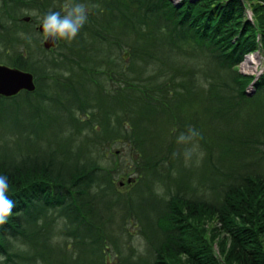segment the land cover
<instances>
[{"label": "trees", "instance_id": "obj_1", "mask_svg": "<svg viewBox=\"0 0 264 264\" xmlns=\"http://www.w3.org/2000/svg\"><path fill=\"white\" fill-rule=\"evenodd\" d=\"M64 2L0 0V63L36 82L0 96V174L16 203L0 264H106V238L119 243L130 214L148 256L117 264H264V0H78L87 23L46 50L32 12ZM256 51L254 80L238 64ZM25 119L36 125L20 131ZM56 119L63 134L42 139ZM189 128L198 135L177 143ZM115 144L128 163L102 157ZM136 192L155 201L150 215L130 207Z\"/></svg>", "mask_w": 264, "mask_h": 264}, {"label": "rangeland", "instance_id": "obj_2", "mask_svg": "<svg viewBox=\"0 0 264 264\" xmlns=\"http://www.w3.org/2000/svg\"><path fill=\"white\" fill-rule=\"evenodd\" d=\"M172 1L174 3L180 2V0H172ZM33 13H36L38 20H40V18L44 15V13H41L40 11H33L32 14ZM26 14H29V13H27L26 11ZM248 15L250 17L251 13L249 12ZM37 25H38L37 23L32 25L33 34L35 38H37V40L42 43V37L39 34L40 32L36 29ZM256 54H257V58L254 59L255 58L254 56ZM246 56L252 57V60L254 59V61H252L250 65L255 66L256 72L253 73L251 72V70L244 68L243 61L238 64V70L242 73H247V74L252 73L253 75H256V76L260 75L263 70V57L261 53H257L256 51V52L247 54ZM250 90L251 88L248 91ZM64 121L65 120L63 119H56L53 122L52 128L50 129V131L46 130V135L42 137V139H45L47 137L54 138L56 136L62 135L63 131L66 129V123ZM19 122L20 123L18 125L16 124V128H18L20 131H22L23 129H26V130L29 129L30 128L29 126L36 125L35 122L29 121V119H25ZM0 132H2V130H0ZM4 132L6 133V135H4L6 140L9 141V144H12L13 139H15L14 134L7 132V131H4ZM0 143H3V140L1 138H0ZM38 143L41 146H44L43 142L38 141ZM111 147H110L111 149L108 147L105 148V151L103 153L105 154V156H102V157H106L108 159L112 158L111 154L109 153V150H111L112 152L113 151L115 152L118 150V157L121 160L124 158L122 164L128 163L129 159L127 158V154L125 155V147H122L119 144L112 145ZM199 155L201 154L199 153ZM200 158L201 156L198 157L199 161H200ZM128 177H136V174L126 173L123 177L121 175H118V177L116 178V185L119 186L118 188L123 193L132 191L131 186L121 184V182L125 183ZM156 190H158L157 194L161 195L162 189L157 188ZM143 192H146L145 189H143ZM154 203L155 201L153 199L148 198L145 194H140L139 192H136L134 196H132V200L129 202V205L132 208V210H136L138 213H142L143 215L145 214L150 215V211ZM65 226L68 227V225H62L60 227V229L58 230L57 237L63 241L62 242L63 247L65 245L71 252L74 251V253L76 254L75 250L77 251V246H75V243L72 241L71 239L72 237L68 236L69 234H67L66 232L67 229L65 228ZM141 229H143L141 222L136 217H134L133 214H130L129 216H127V219H125L122 222V224H120L119 226H116L114 228V231L117 233V235L121 236V239L119 243H115L114 240H109L106 238V243H105V246L103 247V251L105 255L107 256V259H105L106 264H114V263L117 264L120 262V260L123 262L133 260L135 259V256L138 253L141 255L148 256L147 249H146V246H147L146 239L143 238V235L141 234ZM122 230H125V232H123ZM121 231H122L123 237L121 235ZM129 246H131V249ZM131 250L133 251V253L131 252ZM214 251L216 254L218 253L216 245H214ZM86 255H90V253H87ZM124 258H127V259H124Z\"/></svg>", "mask_w": 264, "mask_h": 264}, {"label": "clouds", "instance_id": "obj_3", "mask_svg": "<svg viewBox=\"0 0 264 264\" xmlns=\"http://www.w3.org/2000/svg\"><path fill=\"white\" fill-rule=\"evenodd\" d=\"M36 15V13H33ZM88 9L78 0H65L60 10H50L39 21L38 28L43 42L51 41L53 45L63 41L71 43L87 23ZM195 129L189 128L188 133H181L177 143H185L197 136ZM10 184L6 175L0 174V225L7 223L16 203L9 196Z\"/></svg>", "mask_w": 264, "mask_h": 264}, {"label": "water", "instance_id": "obj_4", "mask_svg": "<svg viewBox=\"0 0 264 264\" xmlns=\"http://www.w3.org/2000/svg\"><path fill=\"white\" fill-rule=\"evenodd\" d=\"M31 18L30 15H24L21 17V20L28 22ZM36 29L40 32L38 27ZM42 46L44 49L49 50L56 47L57 44L53 45L51 41L43 42L42 40ZM257 77L258 75L255 77V80ZM35 88L36 82L32 72L0 63V96L9 98L21 91L33 92ZM130 180L131 178H128V181Z\"/></svg>", "mask_w": 264, "mask_h": 264}, {"label": "bare ground", "instance_id": "obj_5", "mask_svg": "<svg viewBox=\"0 0 264 264\" xmlns=\"http://www.w3.org/2000/svg\"><path fill=\"white\" fill-rule=\"evenodd\" d=\"M254 57H255L254 59H256L257 58V54ZM254 59L252 60V57H249V56L247 57L246 56L244 58V60H243L244 68H247V69L251 70V72H253V73L256 72V69H255V66H251L250 64H251L252 61H254ZM245 74H247V73H245ZM250 75H253V74L251 73Z\"/></svg>", "mask_w": 264, "mask_h": 264}]
</instances>
